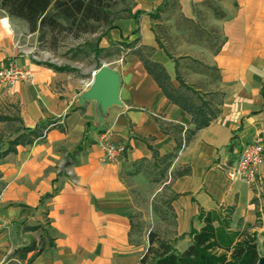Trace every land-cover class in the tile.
<instances>
[{"label": "crops", "instance_id": "obj_1", "mask_svg": "<svg viewBox=\"0 0 264 264\" xmlns=\"http://www.w3.org/2000/svg\"><path fill=\"white\" fill-rule=\"evenodd\" d=\"M114 24L98 46L120 49L108 66L120 73L121 103L99 121L95 101H79L91 80L33 60L26 22L0 10V69L30 71L13 84L0 80V102L15 104L23 127L54 121L41 141L18 144L0 161V264L32 242L41 250L30 264H139L145 217L131 180L142 174L153 201L167 192L160 217H172L177 236L201 227L200 210L229 209L246 224L264 218V162L252 183L228 175L245 145L261 138L264 146V0H133ZM139 47L164 68L175 100ZM105 131L125 146L116 162L103 156ZM183 241L178 251L190 238Z\"/></svg>", "mask_w": 264, "mask_h": 264}, {"label": "trees", "instance_id": "obj_2", "mask_svg": "<svg viewBox=\"0 0 264 264\" xmlns=\"http://www.w3.org/2000/svg\"><path fill=\"white\" fill-rule=\"evenodd\" d=\"M113 2L115 1L0 0V10L10 17L25 21L28 31L30 33L38 32L39 36H43L45 33L52 34L60 30L73 31L76 35H79L86 32H95V24H105L108 30L115 27V17L112 14ZM130 10L128 9L129 13ZM218 15L222 16V13L218 12ZM137 40L124 43L128 47ZM143 49L147 53L150 52L148 47H139L136 53L140 55L147 70L154 76L166 94L175 100L176 98L165 84L168 76L164 68L160 64L144 58ZM102 50L103 48L97 44L94 49L95 55L97 56ZM39 63L53 67L56 70H66L67 68L66 66H58L47 62ZM96 67H100V64L98 63ZM184 107L189 112H193V109L188 106L184 105ZM200 110L201 108L198 112ZM5 119H7V116L0 114V120ZM16 119L19 121L16 135L10 139L5 149L0 150V161L9 152L15 151L18 144H31L35 141H41L44 138L46 127L54 124V121L48 119L41 121L34 128H26L20 124L18 114ZM207 122L202 121L197 127L203 126ZM67 165L68 162L64 164V167ZM56 191L57 188L54 187L51 192L44 196L50 197ZM228 212L230 213L231 210L228 209ZM197 219L201 221L202 225L200 228L190 227L186 233L190 238L189 244L181 251L174 249L163 240L158 241L157 246H155L156 235L149 232V245L139 264H257L259 258L264 255V230L261 232L263 240L260 246L256 231L232 230L229 226L231 221L229 215L222 217L220 212L216 210H200ZM40 250V248H36L35 242H32L16 249L13 253L24 259L28 252L33 251L31 257H29V261H32L40 253ZM151 255L154 258L151 259Z\"/></svg>", "mask_w": 264, "mask_h": 264}, {"label": "rangeland", "instance_id": "obj_3", "mask_svg": "<svg viewBox=\"0 0 264 264\" xmlns=\"http://www.w3.org/2000/svg\"><path fill=\"white\" fill-rule=\"evenodd\" d=\"M112 14L115 17L114 21L118 20V17H123L128 15V9H132L133 0H114ZM163 17V16H162ZM166 17V15H164ZM166 20V19H165ZM95 32H86L76 35L73 31H55L52 34L45 33L43 36H39L38 32L29 35V31L24 33L25 45L29 54L32 55L33 60L37 62H47L58 66H66V71L73 74L78 78H86V80L92 79L93 72L97 69V64L100 66L103 64L108 65L114 59L118 58L121 54L119 48H111L108 51H101L97 56L94 53V49L98 44V39L101 35L106 34L108 28L105 24H95ZM162 25H166L165 23ZM163 34V33H162ZM199 53V52H198ZM0 114L6 115L7 119L0 120V150L5 149L11 138L16 135V128L19 127V121L16 119L17 110L15 104H10L8 102H0ZM148 179V175L142 174L138 175L137 178L131 180L134 185L135 195L137 199V204L143 215L142 222V239L144 237L145 252L148 248V231L155 233L157 246L158 241L163 240L167 242L174 249L178 250L185 241L182 239L189 238L187 235L177 236L175 231V223L171 220L172 217L167 214V218L160 217L162 211L166 210V206L162 205L164 197H168L167 192H164L163 198L151 199L154 186L151 185ZM159 206V211H154V205ZM258 203L261 205L264 203V183L262 184V190L260 191V196L258 197ZM164 215V214H163ZM222 217L230 215L228 209L222 210L220 212ZM199 223L196 222V225ZM42 234L48 235L50 239V228L49 225L44 222ZM232 230L238 231H249L255 227L257 232L258 243L261 246L263 236L261 232L264 229V218L257 219L254 223L246 224L245 222L231 220L229 224ZM39 232L36 236L29 240L31 242L33 239L39 238ZM28 242V243H29ZM150 258H154L153 255ZM29 259H21L18 254L12 253L10 259L4 264H30L27 263Z\"/></svg>", "mask_w": 264, "mask_h": 264}, {"label": "built area", "instance_id": "obj_4", "mask_svg": "<svg viewBox=\"0 0 264 264\" xmlns=\"http://www.w3.org/2000/svg\"><path fill=\"white\" fill-rule=\"evenodd\" d=\"M30 77V71L15 63H9L0 69V80L5 84H13L19 80ZM104 158L108 161L116 162L125 151L123 144L113 143L109 140V131L101 135ZM264 162V146L261 138H257L250 144L245 145L235 163L229 170L228 175L234 179L244 180L252 183L255 180L258 167ZM68 174H72L71 169H66ZM74 181L75 179L72 178Z\"/></svg>", "mask_w": 264, "mask_h": 264}, {"label": "water", "instance_id": "obj_5", "mask_svg": "<svg viewBox=\"0 0 264 264\" xmlns=\"http://www.w3.org/2000/svg\"><path fill=\"white\" fill-rule=\"evenodd\" d=\"M120 73L103 64L92 74V79L87 90L81 93L80 103L86 100H93L96 103L98 120L101 121L110 106L120 104ZM257 264H264V255Z\"/></svg>", "mask_w": 264, "mask_h": 264}]
</instances>
